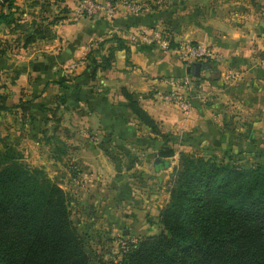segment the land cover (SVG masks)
Returning a JSON list of instances; mask_svg holds the SVG:
<instances>
[{
	"label": "crops",
	"instance_id": "1",
	"mask_svg": "<svg viewBox=\"0 0 264 264\" xmlns=\"http://www.w3.org/2000/svg\"><path fill=\"white\" fill-rule=\"evenodd\" d=\"M29 1L33 3V21L23 30L46 32L35 35L32 49L21 56L23 61H3L17 71L12 84L6 85L5 106L8 111L16 110L19 121L24 116L29 118V124H21L37 144L45 145L44 135L54 133L67 146L62 160L73 146L93 151L88 159L91 162L86 161L81 168L87 184L82 199L95 196L87 205L94 210L101 208L103 217L114 219L117 204L108 193L100 194L102 180H96L93 186L91 178L103 175L102 168L110 178L119 180L116 189L129 196L131 189L121 183V176H127L120 161H133L129 169H138L142 153L133 154L125 147L154 154L162 146L160 139L127 108L122 90L133 94L161 132L180 148L186 145L212 153L225 151L232 158L254 161L264 155V0H161V5L155 0H127L142 4V11L130 14L119 9L113 19L94 16L79 20L71 19L76 3L70 11L55 16L50 8L41 10L42 0ZM144 32L167 34L178 47L190 43L209 48L215 54L208 63L210 69L194 78L186 74L187 66L174 51L130 41L133 33ZM117 40L126 50L118 47ZM89 44L97 50L92 54L98 67L94 77L93 67L74 64ZM109 55L112 58L105 68L103 59ZM184 76L192 78L194 85L190 94L192 109L187 116L160 99L170 89L166 80ZM64 78L69 80L66 89L57 84ZM194 79H199L197 86ZM26 96L30 97L31 107L22 114L13 107L20 100L27 101ZM60 98H64V104ZM74 130L81 134L76 136ZM87 133L99 136L98 141H87L82 136ZM114 147L123 148L125 157L113 154ZM49 159L55 161L51 152ZM155 170L136 171L139 178H149L147 184L160 186L165 181L164 173ZM111 183L107 187L113 188ZM126 212L121 219L131 224L133 215Z\"/></svg>",
	"mask_w": 264,
	"mask_h": 264
},
{
	"label": "trees",
	"instance_id": "2",
	"mask_svg": "<svg viewBox=\"0 0 264 264\" xmlns=\"http://www.w3.org/2000/svg\"><path fill=\"white\" fill-rule=\"evenodd\" d=\"M15 2L0 0L1 23H14ZM44 32L29 33L26 46ZM163 37L170 50L178 48L167 34ZM96 52L91 47L84 64L86 69L93 67V77L98 68L92 56ZM111 58L103 59L105 68ZM198 81L194 79L196 86ZM67 82L64 78L57 84L66 89ZM122 95L137 121L163 143L158 158L168 161L175 156L167 146L169 136L133 94L122 90ZM60 103L64 104V98ZM30 107L31 101L20 100L13 108L24 114ZM0 111H8L5 104ZM44 143L55 161L67 154V146L54 133L44 135ZM224 158L178 152L169 198L158 215L159 233L141 238L118 263L99 258L92 263L71 220L65 191L44 170L25 166L22 153L4 144L0 150V264H264V163L242 166L231 156Z\"/></svg>",
	"mask_w": 264,
	"mask_h": 264
},
{
	"label": "rangeland",
	"instance_id": "3",
	"mask_svg": "<svg viewBox=\"0 0 264 264\" xmlns=\"http://www.w3.org/2000/svg\"><path fill=\"white\" fill-rule=\"evenodd\" d=\"M42 1L43 3L41 6V10L43 8H45L44 10L50 8L51 10H53L52 15L55 16H58V14L63 10L70 11V6H72V4L75 5L76 3V0ZM154 2L161 5V0H155ZM60 4L64 5H62L61 7ZM32 5L33 3L29 0L27 2L26 0H16L15 8H17V10L16 13L12 15L14 23L6 25L0 22V51L4 52V55L0 56V106L5 104L4 102H6V97L8 96V94L6 93L8 87L6 85L12 84L15 76L17 75L16 69L13 66H5L3 61H23L21 59V56H23L24 52L27 51L26 49H32V46L30 44L26 46L27 36L32 30H23L25 28H28L27 26L31 25L30 23L33 21L32 14L34 10ZM46 11L45 14L47 15L48 13ZM9 12H14V10L11 9ZM9 12L7 11V14ZM24 12L27 13L26 16H23L22 13ZM90 17L94 16L84 15L81 18L84 19ZM81 18L75 19L74 14L71 17L72 20H79ZM89 46H91V44L83 48L79 55V60L81 59L80 57L82 52H84L85 49ZM172 51L175 52V50ZM74 64L76 66L81 65L79 61H76ZM75 65H73L74 68H76ZM170 90L171 87L168 91ZM168 91H166L160 97L163 102H165L163 100V96ZM2 97L4 98L3 102L1 100ZM24 98L30 99L29 96H26ZM168 104L176 107L174 104ZM15 113L16 110L0 111V150H2L3 145L6 144L21 152L23 155V160L21 162L25 166L29 167L30 169L37 168L44 170L47 176L52 181L56 182L63 189V191H65L69 199L71 220L76 228L77 233L85 244V251L93 259L92 263H96L98 258L110 260L112 255L117 253V242L120 238H123L125 240L139 241L141 238L159 233L161 228L158 224V215L159 211L164 207L169 198L168 191L170 188V178L173 169L177 166L178 163V152L183 151L184 153H190L194 156L204 157L215 155L218 159H224V161H226V158L224 157L228 156L227 152L225 151L212 153L207 150H203L202 148H193L186 145L184 148H180V145L176 144L174 140H170L167 143V146L172 148L176 154L172 158L168 159V161H165L168 162L166 163L165 167L159 168V170H162V172L164 173L162 179L165 181H161L163 182L162 185L157 186V184H147L149 178H147L146 180L139 178V171L136 170L155 172L156 170L155 168H153L155 166L154 159L158 158V152L163 147V143L161 147L156 148L154 154L148 153V151L145 150H136L131 146L125 147V150H130V152H133V154H137V151L138 154L142 153V156H139L140 164L138 169H129L130 166H134L133 161H131L130 164H125L122 159L120 161L121 169L123 168L126 170L125 175L127 176L125 178L124 176H121V183L122 186L126 185L131 189L129 196L126 193L123 194L121 191L117 190L119 180L117 181L116 179H114V177L110 178L108 174L103 173L101 165L100 173H102L103 175L98 174L96 177H92V182L91 180H88V183L91 182L93 186L96 185V180H102L104 185L100 187V194L108 193L109 195H111L112 201L117 204V206L114 204V207L116 206L115 208L117 211L114 212V216L116 215V217H114V219L107 218L106 216L103 217V211H101V208L100 210H94L93 208H90V204L87 205L88 202H92L91 199L95 198V196L89 198L88 200L85 199L86 201L82 199V197L84 198L83 192H85L87 184L86 179L82 177L81 168L85 167L84 163L86 161L91 162L88 159L89 155L93 154V151L88 152L86 148L85 150H83L84 148H82V145L73 146L72 148H69L68 155L65 157V159L60 163H56L57 161H52L49 159L50 152L48 150V146L37 144L36 140L33 139L34 136H32V133H30V131L23 130V125L21 123H23V121H26L29 124V118L24 116L20 118L19 121V117ZM25 118H27L28 121ZM73 132L76 136H79L81 134V132L77 130H74ZM25 136H28L29 139L25 138ZM82 136H84L87 141L93 143L97 142V139L99 138V136L94 135L93 133L83 134ZM91 149L94 150L95 146L92 145ZM100 149L103 151L102 148ZM261 149V152L264 153V148ZM112 153L120 157H123L125 155L124 149H119L118 147H114ZM148 154H150L151 156H148ZM232 160L239 165L248 166L253 163H264V155L257 161L249 160L243 157L232 158ZM132 171L134 173H131ZM111 181L113 183V188L107 187L108 183L110 184ZM156 183L159 182L156 181ZM97 194L98 193H96V195ZM105 197L107 198V196ZM97 205L98 204H96V206ZM120 206L122 207L121 210H119L118 208ZM126 210L130 212L129 216H131V214L133 215V222L131 224L123 223L121 219V216H123L124 213H127ZM123 231L126 232V235L123 234Z\"/></svg>",
	"mask_w": 264,
	"mask_h": 264
},
{
	"label": "built area",
	"instance_id": "4",
	"mask_svg": "<svg viewBox=\"0 0 264 264\" xmlns=\"http://www.w3.org/2000/svg\"><path fill=\"white\" fill-rule=\"evenodd\" d=\"M119 9H123L130 14H138L142 11V5L127 0H77L74 16L75 19L81 18L84 15L101 16L106 19H113ZM130 41L132 43L138 42L146 45L154 44L164 52L170 50L168 40L164 38L163 35L157 33H133L130 36ZM91 47L92 45L87 47L85 51L82 52L80 57L81 59L78 60L81 65L85 64L86 56ZM174 50L179 56V59L186 66H189L194 62L206 64L215 58V54L212 50L201 45H192L187 43ZM165 83L171 87V90L163 96V100L167 103L174 104L181 113L187 116L192 109L190 94L194 89L193 79L189 76H184L182 78L166 80ZM136 243V240H125L123 238L118 239L117 253L112 255L110 261L118 263L120 261L121 255L133 249Z\"/></svg>",
	"mask_w": 264,
	"mask_h": 264
},
{
	"label": "water",
	"instance_id": "5",
	"mask_svg": "<svg viewBox=\"0 0 264 264\" xmlns=\"http://www.w3.org/2000/svg\"><path fill=\"white\" fill-rule=\"evenodd\" d=\"M208 69H210L209 64H201L199 62H194L191 65L187 66L186 74L191 75L194 78H199L200 72L203 70H208ZM164 164H165V161H163L159 158L155 159V161H154L155 166H157V165L164 166Z\"/></svg>",
	"mask_w": 264,
	"mask_h": 264
}]
</instances>
